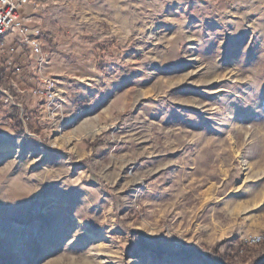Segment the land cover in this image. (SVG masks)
I'll list each match as a JSON object with an SVG mask.
<instances>
[{"label": "rangeland", "instance_id": "1", "mask_svg": "<svg viewBox=\"0 0 264 264\" xmlns=\"http://www.w3.org/2000/svg\"><path fill=\"white\" fill-rule=\"evenodd\" d=\"M39 3L46 61L0 84V264H264L235 245L264 238V0Z\"/></svg>", "mask_w": 264, "mask_h": 264}, {"label": "built area", "instance_id": "2", "mask_svg": "<svg viewBox=\"0 0 264 264\" xmlns=\"http://www.w3.org/2000/svg\"><path fill=\"white\" fill-rule=\"evenodd\" d=\"M33 1L39 6V2L44 3L45 0H0V43L4 35L13 33L16 40L30 50L36 67L40 69L46 61L41 31L31 26L29 17L23 13L24 6ZM7 65H12V61H8ZM43 83V86L32 88V94L44 99L53 98V81L43 78ZM1 97L4 102L12 103L13 96L6 89L1 90Z\"/></svg>", "mask_w": 264, "mask_h": 264}, {"label": "crops", "instance_id": "3", "mask_svg": "<svg viewBox=\"0 0 264 264\" xmlns=\"http://www.w3.org/2000/svg\"><path fill=\"white\" fill-rule=\"evenodd\" d=\"M36 1L26 4L23 8V13L29 17L30 25L34 27H39L42 31L46 27V18L43 16L42 8L37 7ZM45 2L52 3L54 0H45ZM6 35H10L8 39H5ZM2 37L0 43V60L5 61L6 65L8 61H12L10 70L17 69L16 74L12 76L17 78H22L28 81L30 79V51L20 44L13 33H8ZM29 68V69H28ZM5 125H1L4 128Z\"/></svg>", "mask_w": 264, "mask_h": 264}, {"label": "trees", "instance_id": "4", "mask_svg": "<svg viewBox=\"0 0 264 264\" xmlns=\"http://www.w3.org/2000/svg\"><path fill=\"white\" fill-rule=\"evenodd\" d=\"M10 72H11L10 67L6 65L5 61L0 60V84L3 82L4 79L6 78L8 79V77L10 76ZM20 85L23 88L33 87V85H30L29 83L25 81L21 82ZM5 119L11 125V127L13 128L16 134L24 135L25 126H24L22 119L20 118V108L17 105L11 106V108L9 109V111L7 112L5 116ZM26 122H27L26 126L31 133L39 132L38 127L30 123L28 120ZM235 245H236L237 251H240L243 255L249 257L253 255L258 249L264 248V238L254 243H249L247 241L236 239ZM186 252L200 254V252L197 251V249L192 248V247L187 248ZM215 252H217L218 255L209 254L212 259L213 264H229L231 262L230 261L232 260L231 256H229L228 254L220 253L218 251H215Z\"/></svg>", "mask_w": 264, "mask_h": 264}]
</instances>
